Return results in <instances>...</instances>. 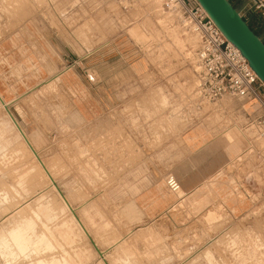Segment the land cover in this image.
Instances as JSON below:
<instances>
[{"label": "rangeland", "instance_id": "rangeland-1", "mask_svg": "<svg viewBox=\"0 0 264 264\" xmlns=\"http://www.w3.org/2000/svg\"><path fill=\"white\" fill-rule=\"evenodd\" d=\"M30 23L38 25L37 58L21 69L24 58L14 56L27 54L28 48L21 46L18 33ZM47 29L59 34V48L45 44ZM198 47V37L183 18L168 11L166 0H139L129 11L109 0H0V98L8 106L1 102L0 264H264V164H257V174H252L257 189L250 186L253 178L240 176L233 163L230 169L239 176L226 196L217 181L182 197L180 190L161 217L135 226L110 221L109 208L104 215L101 208L71 206L64 196L61 180L69 177L67 167L81 165L73 153L79 147L78 132L59 121L73 112L60 104H73L76 97L60 79L39 77L41 63L46 66L60 50L69 57L62 68L71 70L84 66L73 58L77 54L136 56L132 70L147 71L151 79L143 82L146 90L162 96L160 126L167 136L213 119L231 130L237 155L248 145L242 104L224 97L198 109L192 102ZM221 111L226 118L218 116ZM253 169L248 166L247 173ZM18 228L26 229L33 242L24 251L11 238Z\"/></svg>", "mask_w": 264, "mask_h": 264}, {"label": "crops", "instance_id": "crops-1", "mask_svg": "<svg viewBox=\"0 0 264 264\" xmlns=\"http://www.w3.org/2000/svg\"><path fill=\"white\" fill-rule=\"evenodd\" d=\"M231 2L264 39V17L249 12L243 0ZM37 26L30 23L19 29L21 46L28 48L27 54L14 56L24 58L21 69L36 63L33 48L38 42ZM43 36L45 44L59 48L60 36L54 30H48ZM39 40L44 39L39 36ZM60 52L46 66L39 64L38 75L60 79L76 97L73 104H60L61 109L73 113L59 120L78 132L79 147L73 153L77 154L81 167H67L69 177L61 180L64 196L67 201L71 200V206L101 208L104 215L110 212V221L131 226L152 222L174 202L175 193L166 183L169 174L181 183L183 194L179 197L196 193L209 183L214 186L216 181L222 183L218 191L226 196L224 193H230V185L239 176L235 168L230 169L233 163L239 165L240 176L246 174V180L253 178L254 184L250 186L257 189V179L252 175L257 174L255 160L239 159L245 149L236 155L239 146L231 143L234 136L225 125L209 119L181 133L166 135L160 126L164 116L161 94L150 92L149 87L146 90L143 82L151 79L147 71L132 70L139 58L126 55L104 58L101 51L84 56L76 53L77 57L73 58L82 60V70H65L62 67L68 62V56ZM88 164H93L92 170L87 168ZM252 165L254 169L247 173L248 166ZM237 201L242 203L238 197ZM122 215L125 219L114 218Z\"/></svg>", "mask_w": 264, "mask_h": 264}, {"label": "built area", "instance_id": "built-area-1", "mask_svg": "<svg viewBox=\"0 0 264 264\" xmlns=\"http://www.w3.org/2000/svg\"><path fill=\"white\" fill-rule=\"evenodd\" d=\"M109 1L129 11L139 0ZM243 2L249 12L260 13L264 17V0ZM166 8L183 18L188 31L199 39L196 52L198 79L192 93L194 106L200 109L204 103L217 102L224 97L239 101L245 118L243 128L248 138V145L239 159L242 162L255 160L256 167L257 164H264V81L198 0H166ZM166 183L173 193L182 189L173 174L167 176Z\"/></svg>", "mask_w": 264, "mask_h": 264}, {"label": "water", "instance_id": "water-1", "mask_svg": "<svg viewBox=\"0 0 264 264\" xmlns=\"http://www.w3.org/2000/svg\"><path fill=\"white\" fill-rule=\"evenodd\" d=\"M198 1L264 81V39L253 30L231 0ZM0 99L5 105L3 99ZM5 108L8 109V106L5 105Z\"/></svg>", "mask_w": 264, "mask_h": 264}, {"label": "bare ground", "instance_id": "bare-ground-1", "mask_svg": "<svg viewBox=\"0 0 264 264\" xmlns=\"http://www.w3.org/2000/svg\"><path fill=\"white\" fill-rule=\"evenodd\" d=\"M156 1V0H155ZM156 8H158V7H156ZM193 34V33H192ZM57 78V77H56ZM55 80V79H54ZM0 105L2 106V103H1V101H0ZM4 106V105H3ZM176 108V107H175ZM221 108H223L224 110H226V108L227 107H224V105H223V107L221 106ZM170 109V108H169ZM174 110H177V109H174ZM174 112H176V111H174ZM184 112V111H183ZM182 112V113H183ZM171 114V113H170ZM226 114V113H225ZM183 115V114H182ZM223 116L224 115V112L223 111H221L219 114H218V116ZM13 116V115H12ZM178 116V115H177ZM187 116H190V115H187ZM186 116V117H187ZM10 117V122H11V124H12V126H13V128H18V131H20L19 133H21V135H22V137H23V134H24V132H23V130L18 126V124H17V121H15L14 122V120L12 119V117L11 116H9ZM184 118V117H183ZM189 118H191V117H189ZM14 119H15V117H14ZM187 119V118H186ZM17 120V119H16ZM181 121H182V119H181ZM184 121V120H183ZM32 145V144H31ZM240 199V198H239ZM242 200V199H241ZM22 225V224H21ZM31 223H28L27 224V227L28 228H30L31 227ZM6 233V232H5ZM26 233V229H21V228H18V229H15V230H12L11 231V238H12V240H13V242L17 245V247H18V249L19 250H21V251H24L25 249H27L28 247H29V245H30V243H33L32 241H31V239L30 238H28L26 235L27 234H25ZM6 235H7V233H6ZM32 236V235H31ZM40 236V235H39ZM8 237V236H7ZM9 238V237H8ZM33 240H34V238H33ZM43 242H45V244L48 246V243H47V239L45 238V237H43V240H42ZM35 242V241H34ZM49 242V241H48ZM3 244H6V241H4V243ZM50 246V245H49ZM15 247V246H14ZM43 247H44V245H43ZM39 248H41V246L39 247ZM4 250V249H3ZM16 250V249H15ZM9 251H11V250H9ZM9 251H7V252H9ZM14 251V250H13ZM12 251V252H13ZM17 251V250H16ZM15 251V252H16ZM5 252V251H4ZM14 252V253H15ZM2 253V252H1ZM10 254V253H9ZM4 255V254H3ZM12 255V254H11ZM15 255V254H14ZM54 255V254H53ZM6 256V255H5ZM243 256V255H242ZM7 257V256H6ZM244 258V257H243ZM10 259V258H9ZM38 259V258H37ZM243 260V259H242ZM47 262V261H46ZM53 262H56V261H53ZM58 262V261H57ZM35 264H46V263H44L43 261H38L37 263H35Z\"/></svg>", "mask_w": 264, "mask_h": 264}]
</instances>
